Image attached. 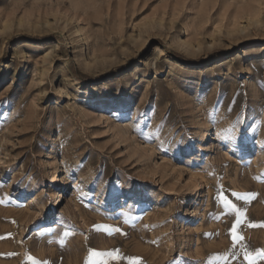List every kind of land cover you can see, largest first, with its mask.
<instances>
[{
	"label": "rangeland",
	"instance_id": "374dc122",
	"mask_svg": "<svg viewBox=\"0 0 264 264\" xmlns=\"http://www.w3.org/2000/svg\"><path fill=\"white\" fill-rule=\"evenodd\" d=\"M261 225L264 0H0V264H264Z\"/></svg>",
	"mask_w": 264,
	"mask_h": 264
},
{
	"label": "snow or ice",
	"instance_id": "6c2138e0",
	"mask_svg": "<svg viewBox=\"0 0 264 264\" xmlns=\"http://www.w3.org/2000/svg\"><path fill=\"white\" fill-rule=\"evenodd\" d=\"M232 195L237 196L239 198L238 193L233 192ZM218 199H220V201L223 204L225 209H233V210L235 209L236 206L228 199L227 196H223V195L218 194ZM238 225H239V221L236 222V226H233L229 230L230 235H232V237H233V245L234 246H236L237 242L242 240V237L238 234ZM261 226H264V225H261ZM246 259H248L249 264H251V257L246 256Z\"/></svg>",
	"mask_w": 264,
	"mask_h": 264
},
{
	"label": "bare ground",
	"instance_id": "6f19581e",
	"mask_svg": "<svg viewBox=\"0 0 264 264\" xmlns=\"http://www.w3.org/2000/svg\"><path fill=\"white\" fill-rule=\"evenodd\" d=\"M52 49V48H51ZM56 181V183L55 184H57L58 183V180H55ZM60 193V192H59ZM59 193L57 194L58 196H56V198L58 199L56 202H55V204H54V206L55 207H58L61 203H63L64 202V199L62 198L63 197V194H61V195H59Z\"/></svg>",
	"mask_w": 264,
	"mask_h": 264
}]
</instances>
